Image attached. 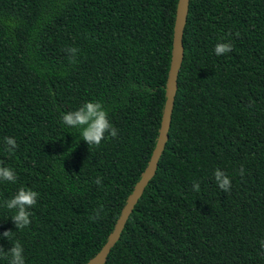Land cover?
I'll return each mask as SVG.
<instances>
[{"label":"trees","instance_id":"1","mask_svg":"<svg viewBox=\"0 0 264 264\" xmlns=\"http://www.w3.org/2000/svg\"><path fill=\"white\" fill-rule=\"evenodd\" d=\"M178 3L0 0V166L17 174L0 246L25 264H84L108 241L158 141ZM185 46L159 169L103 264H264V0H191ZM89 101L118 130L99 146L61 119ZM21 187L39 196L17 230L3 202Z\"/></svg>","mask_w":264,"mask_h":264},{"label":"clouds","instance_id":"2","mask_svg":"<svg viewBox=\"0 0 264 264\" xmlns=\"http://www.w3.org/2000/svg\"><path fill=\"white\" fill-rule=\"evenodd\" d=\"M233 50L231 43H219L215 46V54L217 56L229 53ZM67 52L72 54V62H75V54L79 51L77 48L71 47L66 49ZM135 87V85H133ZM62 123L70 128L80 130V139L84 140L88 146H99L101 142L106 138V134L111 138H115L118 134V130L112 125L108 119L107 110L103 107L101 102L89 101L83 106L79 107L75 111L68 112L62 116ZM4 142L6 145V151L12 153L18 148L15 138L5 137ZM2 163V162H0ZM244 174L243 166L240 169V175ZM214 179L218 187L228 192L231 189V178L219 169L214 171ZM0 180L15 183L17 180V174L10 167L0 166ZM97 185H101V178L97 177L94 181ZM193 190L199 192V183H194ZM39 194L32 189L21 187L17 193L11 198L3 202V206L6 209L13 211L11 220L14 222L17 230L24 229L31 224L32 213L30 211L37 204ZM103 210V206L96 210L94 216L89 217L90 220H96L99 218L100 212ZM14 231H4L0 233V238H6L11 240ZM261 246L264 247V241H261ZM0 254L10 257L9 264H25L24 249L19 241L12 244V247L5 251L0 246Z\"/></svg>","mask_w":264,"mask_h":264},{"label":"water","instance_id":"3","mask_svg":"<svg viewBox=\"0 0 264 264\" xmlns=\"http://www.w3.org/2000/svg\"><path fill=\"white\" fill-rule=\"evenodd\" d=\"M191 0H179L177 17L174 32V46L171 68L168 73L166 83V100L164 103L163 114L161 119V128L158 141L140 180L135 185L134 190L129 195L127 203L122 210L116 226L109 236L107 242L101 249L84 264H103L106 262L109 252L115 243L122 237L123 231L135 210L141 197L144 195L147 186L157 174L160 160L166 150L167 143L170 139L171 122L175 105V98L178 90V76L180 75L186 53L185 31L188 22Z\"/></svg>","mask_w":264,"mask_h":264}]
</instances>
